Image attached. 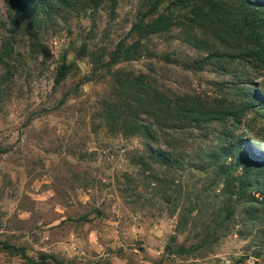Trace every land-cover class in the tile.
<instances>
[{
	"label": "rangeland",
	"instance_id": "374dc122",
	"mask_svg": "<svg viewBox=\"0 0 264 264\" xmlns=\"http://www.w3.org/2000/svg\"><path fill=\"white\" fill-rule=\"evenodd\" d=\"M14 1L0 0V54L14 44L0 62V241L32 260L0 251V264H40L43 255L64 264H264V171L248 193L259 201L238 202L247 166L235 168L237 147L248 142L264 155V117L248 111L240 124L169 129L143 115L155 124L149 141L113 130L115 109L107 110L126 101L116 73L123 83L144 75L170 100L241 108L247 87L264 93V67L238 56L245 44L193 29L190 12L173 9L185 25L143 41L139 60L110 67L144 0H119L115 11L108 1L77 11L45 0L28 21L10 8ZM222 1L241 20L239 0ZM210 51L226 57L197 70ZM64 62L73 68L57 85ZM158 150L177 164H160ZM225 167L230 176H219Z\"/></svg>",
	"mask_w": 264,
	"mask_h": 264
},
{
	"label": "trees",
	"instance_id": "16d2710c",
	"mask_svg": "<svg viewBox=\"0 0 264 264\" xmlns=\"http://www.w3.org/2000/svg\"><path fill=\"white\" fill-rule=\"evenodd\" d=\"M45 0H15L10 4L11 9L17 12L18 17H23L24 21L32 18V15L39 11ZM111 5V10L115 11L119 0H50V8L57 6L74 9L77 11H86L87 9H99L106 2ZM145 12H140L137 22H135L126 39L120 41L116 49L110 54L108 66H116L122 62L139 60L143 56V41L150 37L165 34L175 27L185 25L181 17L175 16L173 9L188 10L191 19L188 26L193 29L198 27L207 30L211 35L217 38L219 34L225 33L239 38L246 46L245 52L240 53V58L247 63L264 67V0H239L237 10L240 13V19L231 18V7L222 0H144ZM235 6V5H234ZM47 12V9H44ZM225 18V19H224ZM235 18V17H234ZM211 53L202 61L194 63L197 70H202L206 65L212 62V59H220L225 55L210 51ZM14 53V44L9 40L3 46L0 54V62L4 63ZM73 64L64 62L57 70L55 83L61 84L72 71ZM116 78L121 83L125 92V105L112 103L107 106L108 109H115L112 117V129L116 131H130L134 134H140L147 140H154V134L151 126L164 123L170 128H183L185 125H201L209 120L223 121L232 118L237 124L242 122L243 116L248 111H253L261 117H264V93L260 89L247 87L244 90V103L241 108L229 107L223 104L206 105L197 101L196 98L189 95H177L175 99H168L162 93L154 88L144 75L128 79L123 83L119 73ZM250 85L252 83H249ZM133 103V104H132ZM135 105V108H132ZM154 121L155 124H148L143 121L141 116ZM255 147L250 142L244 144L238 151V163L235 168L240 167L241 163L247 168L245 175L238 178L237 200L248 198L247 202H258L255 197H248L250 191L259 188V183L253 180L255 172L264 171V155L256 153ZM154 158L163 165L177 164L172 162L170 153L156 151ZM217 164V163H216ZM231 174L229 168H221L219 176L228 177ZM231 183V184H230ZM230 185L232 182H229ZM264 208V200L259 201ZM227 218L234 215V209H228ZM0 251L19 255L29 260L25 248L11 245L0 241ZM40 264H64L56 257L43 255Z\"/></svg>",
	"mask_w": 264,
	"mask_h": 264
}]
</instances>
